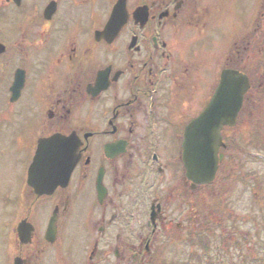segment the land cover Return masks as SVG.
<instances>
[{
  "label": "flooded vegetation",
  "instance_id": "flooded-vegetation-1",
  "mask_svg": "<svg viewBox=\"0 0 264 264\" xmlns=\"http://www.w3.org/2000/svg\"><path fill=\"white\" fill-rule=\"evenodd\" d=\"M223 2L0 0L1 264H157L156 237L195 223L184 134L241 72V37L215 82L203 50Z\"/></svg>",
  "mask_w": 264,
  "mask_h": 264
},
{
  "label": "rangeland",
  "instance_id": "rangeland-1",
  "mask_svg": "<svg viewBox=\"0 0 264 264\" xmlns=\"http://www.w3.org/2000/svg\"><path fill=\"white\" fill-rule=\"evenodd\" d=\"M259 4L229 0V6L223 2L222 10L211 15L222 34H214L212 49L203 48L213 59V81L224 67L222 53L232 52L241 37V63L232 65L250 77L248 100L254 104L225 133L230 146L217 181L196 194L195 223L190 225L182 212L181 232L156 237L152 260L157 264H264V4ZM4 246L0 235V264L12 260L11 248Z\"/></svg>",
  "mask_w": 264,
  "mask_h": 264
},
{
  "label": "water",
  "instance_id": "water-1",
  "mask_svg": "<svg viewBox=\"0 0 264 264\" xmlns=\"http://www.w3.org/2000/svg\"><path fill=\"white\" fill-rule=\"evenodd\" d=\"M249 89L247 76L232 70L221 73L219 84L205 110L186 128L183 142L185 176L195 185L209 184L223 156L221 131L233 127Z\"/></svg>",
  "mask_w": 264,
  "mask_h": 264
}]
</instances>
